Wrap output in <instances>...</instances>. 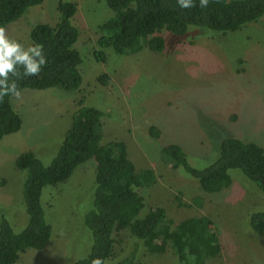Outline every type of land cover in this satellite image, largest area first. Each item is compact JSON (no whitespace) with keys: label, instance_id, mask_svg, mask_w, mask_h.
Wrapping results in <instances>:
<instances>
[{"label":"rangeland","instance_id":"rangeland-1","mask_svg":"<svg viewBox=\"0 0 264 264\" xmlns=\"http://www.w3.org/2000/svg\"><path fill=\"white\" fill-rule=\"evenodd\" d=\"M62 1L78 5L73 24L84 60L82 85L73 92L24 89L12 98L23 125L0 141V224L7 219L16 233L27 226L28 172L17 169L16 160L33 152L50 166L83 102L104 113L102 145L123 141L138 170L156 172L157 183L139 189L142 215L154 208L164 209L175 222L205 215L221 245V253L207 264H264V233L250 226L251 215L264 211V193L239 170L230 171L229 188L207 193L163 154L165 146L179 145L190 164L203 169L217 161L221 142L229 137L264 149V16L234 33L192 27L183 37L164 34L166 47L159 53L144 48L117 55L107 49L106 62L94 55L100 49L98 27L113 16L106 0H45L6 26V35L26 49L32 46V29L54 25ZM105 75L106 83L100 80ZM95 166L90 159L67 182L44 189L50 241L43 250L22 253L16 264H74L88 256L93 242L85 217L94 204ZM118 241L114 261L135 253V264H181L171 252L158 255L136 247L126 234Z\"/></svg>","mask_w":264,"mask_h":264},{"label":"trees","instance_id":"trees-1","mask_svg":"<svg viewBox=\"0 0 264 264\" xmlns=\"http://www.w3.org/2000/svg\"><path fill=\"white\" fill-rule=\"evenodd\" d=\"M44 1L0 0V27L18 21L30 7L42 5ZM106 2L113 16L98 27L100 49L94 54L98 62H106L107 49L117 55H134L144 48L159 53L166 47L164 34L183 37L192 27L234 33L264 16V0H204V3L192 0L189 8H181L177 0ZM77 11L76 3L62 1L58 4L59 19L54 25L38 24L32 29V45H42L46 63L36 76H24L23 65L17 66L18 76L9 74V81H15L20 92L24 89L58 88L68 92L80 89L84 60L76 48L79 30L73 19ZM100 80L106 83L107 76ZM13 97L0 98V141L18 132L23 125L13 107ZM103 115L101 110L80 103L50 166H45L33 152L22 153L17 158V169L28 172L23 193L29 221L23 231L16 233L8 220L2 219L0 264H16L27 250L46 247L52 226L46 220L42 205L43 191L47 186L67 182L75 170L90 159L96 162V185L93 209L86 215L85 224L92 234L93 244L88 256L74 264H92L95 259H100L102 264H135V253L114 261L116 243L125 234L135 239L136 247L158 255L171 252L181 264H207L209 259L217 257L221 245L207 216L175 222L162 208L141 214L145 203L139 189L155 185L156 172L150 168L138 170L123 141L102 145ZM163 154L173 168L184 169L207 193L229 188L231 170L241 171L264 193V149L256 143L233 137L223 139L219 158L203 169L193 167L179 145L165 146ZM181 204L185 205L182 201ZM250 226L256 233H264V211L251 215Z\"/></svg>","mask_w":264,"mask_h":264},{"label":"clouds","instance_id":"clouds-1","mask_svg":"<svg viewBox=\"0 0 264 264\" xmlns=\"http://www.w3.org/2000/svg\"><path fill=\"white\" fill-rule=\"evenodd\" d=\"M181 8L192 7V0H177ZM204 3V0H201ZM46 58L42 53V45L34 44L25 49L15 40L9 39L3 27H0V98L4 96L19 97L20 91L15 81H9V74L18 76L17 66L23 65L24 76H36L45 65ZM92 264H102L100 259Z\"/></svg>","mask_w":264,"mask_h":264}]
</instances>
